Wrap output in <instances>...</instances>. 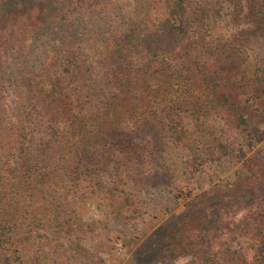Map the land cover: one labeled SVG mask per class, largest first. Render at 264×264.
Returning <instances> with one entry per match:
<instances>
[{"label":"trees","instance_id":"trees-1","mask_svg":"<svg viewBox=\"0 0 264 264\" xmlns=\"http://www.w3.org/2000/svg\"><path fill=\"white\" fill-rule=\"evenodd\" d=\"M117 1L0 0V264H45L50 235L92 231L79 224L91 201L126 216L138 193L169 185L166 155L202 150L213 162L236 152L233 132L248 146L261 139L251 121L264 114V65L246 62L245 43L264 32V0H224L230 22L249 27L229 39L216 34L219 0H123L134 9L118 28L83 26L112 17ZM252 171L218 215L184 217L198 235L180 247L197 251L193 264L240 263L216 234L235 210L249 264H264V163Z\"/></svg>","mask_w":264,"mask_h":264},{"label":"rangeland","instance_id":"rangeland-1","mask_svg":"<svg viewBox=\"0 0 264 264\" xmlns=\"http://www.w3.org/2000/svg\"><path fill=\"white\" fill-rule=\"evenodd\" d=\"M123 4V0L114 4L115 13H112V17H104L100 22L97 18H101L102 15L99 14L96 19L83 20V26L102 31L118 28L122 24V17L134 9L132 3H128L127 7H123ZM218 4V7H221L219 9L221 19L217 20L221 29L217 31V35L229 39L237 31L249 28L243 24H232L229 15L232 6L228 8L229 4L224 0H219ZM246 40V62L264 65V32L249 34ZM38 43L40 41L36 39L32 47L38 46ZM31 53L27 61L38 57L37 52ZM219 74L223 76L225 72ZM22 82L20 78L19 86ZM254 122L261 133V139L252 146H248L243 134L233 132L234 135L225 136L232 142V147L236 151L231 157L221 156L217 161L204 162L207 156L202 150L191 156L185 153L178 156L175 153L166 155L167 163L176 160L173 165L175 169L171 170L172 178L169 185L166 187L156 185L149 188L146 193H138V204L126 216L105 214L102 207L91 201L83 209L79 224L88 225L92 231H80L77 227L79 231L65 239L50 235L48 246L44 250H50L51 247L54 254L45 257V264H193L197 251L187 255L181 252L180 247L185 246L191 237L198 235L194 232L193 226L191 227L193 231L190 229V232L185 233L183 219L197 210H200L201 216H205L204 219H212L206 215L203 209L205 206L209 213L218 215L226 206L233 204L231 199L227 201L224 199L229 195V191L244 178H249V174L253 172V165L264 163V114L262 120L254 119L251 124ZM195 158L199 160L193 164V168L186 169L185 162ZM178 189L184 193L189 192L190 197L184 201L174 202L172 197ZM242 216V212L235 210L218 225L216 229L219 239L218 251H221L226 259L235 258L240 261L239 264H249L247 248L251 241L242 234ZM212 222L214 221L210 220L206 227L215 228L216 225L214 227ZM186 235H189L187 240ZM61 244L69 246V251H65ZM215 252L217 249L212 253Z\"/></svg>","mask_w":264,"mask_h":264}]
</instances>
